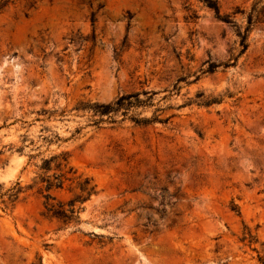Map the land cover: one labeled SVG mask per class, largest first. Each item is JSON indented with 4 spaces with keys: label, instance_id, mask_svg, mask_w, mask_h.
Wrapping results in <instances>:
<instances>
[{
    "label": "rangeland",
    "instance_id": "374dc122",
    "mask_svg": "<svg viewBox=\"0 0 264 264\" xmlns=\"http://www.w3.org/2000/svg\"><path fill=\"white\" fill-rule=\"evenodd\" d=\"M214 1L0 0V264H260L264 0Z\"/></svg>",
    "mask_w": 264,
    "mask_h": 264
},
{
    "label": "trees",
    "instance_id": "16d2710c",
    "mask_svg": "<svg viewBox=\"0 0 264 264\" xmlns=\"http://www.w3.org/2000/svg\"><path fill=\"white\" fill-rule=\"evenodd\" d=\"M201 3H203L207 8H209L210 10H212L216 16L217 19H220L222 21H224L225 23L228 24H233V22L230 20V18L228 16H222L220 13V7L218 5V3L214 0H200ZM249 26L245 29L244 32H242L241 30H239L237 32V36L240 39V47H241V51H240V55H242L248 45H247V38H248V32H249V27L251 25V17L249 18ZM147 94V93H144ZM139 94H130V95H126V96H122L120 98H118L115 102L110 103V104H95L93 105V109L95 112L100 113L101 115H105V114H110V113H115L117 112L119 109L121 108H125L127 110V108L132 107L134 105H136L137 103H140V101L138 100ZM132 99H135V102H131ZM154 121L157 122H163L162 120H160L158 117L154 118ZM165 122V121H164ZM136 123H147V121L144 120H136ZM50 161H45V167L43 169L45 170H49V163ZM61 166V164H59V167ZM55 179H57L55 177ZM42 182H45L47 184L46 189L47 190H51V189H61L62 188V183L57 181V182H51L50 180H42ZM79 190L81 192V194H87V196L89 197L92 193H94V188H89L88 186L85 185H80ZM9 194H4L7 195L8 197V201L9 203H13L18 199V194L20 193V189H10L8 191ZM4 195L2 194V197H4ZM46 199L49 200L51 199L50 196H46ZM79 200L83 201L86 200V198H82V195L78 196L76 199L71 200L68 203V207L69 209L66 210L64 208V204H58V205H53V204H48L46 209L48 211L49 214H51V217L56 218L58 220H63L66 224H69L71 222H77L78 217L76 216L77 211H75V204L77 202H80ZM7 202H5L7 204ZM251 239V236H249ZM245 239V238H244ZM264 246V245H263ZM258 261L260 262V264H264V254L262 256L258 257Z\"/></svg>",
    "mask_w": 264,
    "mask_h": 264
}]
</instances>
